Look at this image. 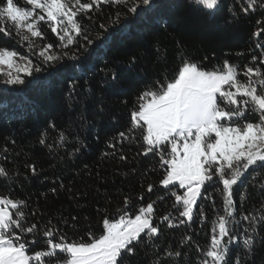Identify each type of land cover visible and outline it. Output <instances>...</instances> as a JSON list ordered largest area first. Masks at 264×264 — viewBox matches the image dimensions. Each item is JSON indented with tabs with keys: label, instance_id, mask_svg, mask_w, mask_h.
Wrapping results in <instances>:
<instances>
[{
	"label": "trees",
	"instance_id": "16d2710c",
	"mask_svg": "<svg viewBox=\"0 0 264 264\" xmlns=\"http://www.w3.org/2000/svg\"><path fill=\"white\" fill-rule=\"evenodd\" d=\"M16 2L25 6L24 0ZM157 2L160 6L155 10L141 9L137 15L127 13L123 4H102L87 15H80L85 32L67 48L57 47L58 37L46 22L40 23L42 37L30 39L31 51L29 42L20 38L25 36L23 30L18 36L9 23L10 35L0 32V48L15 50L19 57L31 59L34 67L42 69L33 71L31 76L22 75L24 85H5L0 74V166L8 171L7 178L0 177V195L26 201L27 223L42 227L51 221L69 240L87 239L89 232L101 233L105 216L116 217L125 196L132 197L137 208L140 203L156 201L157 223L169 212L177 215L172 208L174 197L159 184L163 175L159 155L140 154L143 145L139 132L129 133L135 138L123 141L116 149L108 145L119 132H128L136 95L154 81L173 75L181 46L184 55L203 61L208 70L224 60L241 67L259 66L264 47L256 45H264V33L260 37L253 34L264 27V9L258 7L245 14L236 0H221L214 12L194 6L190 0ZM132 3L128 0L129 6ZM117 12L121 19L113 24ZM101 24L108 30L101 29ZM85 36L93 43L87 44ZM48 43L54 46L53 54H66L55 68L43 64L35 54ZM82 45L90 49L91 55L85 53ZM73 53L80 59H69ZM254 55L256 61L252 59ZM132 57L135 63L129 64ZM109 69L119 72L118 82H111V77L105 75ZM125 100L127 104L122 103ZM248 119L256 122L254 114ZM51 124L56 125L55 129ZM59 131L69 138L62 147L56 145ZM44 133L46 143L42 145L39 141ZM48 145H53V150ZM114 151L116 155H112ZM120 155L126 159L121 160ZM30 164L36 166V175L28 167ZM243 179L238 194L234 186L233 198L241 210L236 216L237 231L243 239L250 221L242 217L251 211L257 217V231L252 234L258 243L251 258L245 259L248 264H264V242H259L264 237V226L259 221L264 214L259 211L264 199V173L259 168L250 169ZM149 183L154 185L151 193L147 192ZM221 188L215 179L202 188L197 205L204 216L194 215L193 221L174 228L161 223L163 231L156 242L157 250L175 247L183 236H191V241L182 244L181 250L187 253L182 261L199 264L197 245L203 248L210 241L213 221L222 210ZM141 194L143 202L138 200ZM26 238L30 240L32 235ZM37 240L29 246L30 252L46 248L45 238ZM233 253L243 255L240 247L234 248ZM153 259L151 248L147 252L141 250L134 264H149ZM125 264H129L128 260Z\"/></svg>",
	"mask_w": 264,
	"mask_h": 264
},
{
	"label": "snow or ice",
	"instance_id": "6c2138e0",
	"mask_svg": "<svg viewBox=\"0 0 264 264\" xmlns=\"http://www.w3.org/2000/svg\"><path fill=\"white\" fill-rule=\"evenodd\" d=\"M190 2L205 11L214 12L221 0ZM24 3L25 6H20L16 0H0V32L10 35L7 27L10 23L18 36L26 30L31 37H42L40 23L46 22L58 37L60 43L57 47L63 48L75 44V37L85 32L78 17L87 15L102 4H123L127 13L133 15L139 14L141 9L152 11L160 6L157 0H133L130 6L128 0H24ZM236 3L245 14L255 12L258 7L264 9V0H236ZM120 19L117 12L112 23L118 24ZM100 28L108 30L104 24ZM262 33L264 27L253 35L260 37ZM20 38L29 42L31 51L30 37ZM84 39L87 44L93 43L87 36ZM81 47L91 55L86 45ZM256 47L264 45L257 44ZM53 48V44L48 43L35 53L42 58L43 64L51 68H55L66 55L53 54ZM18 55L15 50L0 48V66L6 65L8 69L5 71L0 67L6 85H24L21 72L31 76L33 71H42L39 66L34 67L27 57H19L26 61L21 66L16 59ZM68 58L79 60L80 56L73 53ZM252 59L256 61L257 57L254 55ZM133 63L135 57L129 61V64ZM105 75L111 77V82L119 80L117 70L109 69ZM122 103L127 104V101ZM251 114H254L256 122L248 119ZM129 123L128 132H119L108 146L116 149L123 141L135 138L129 133L138 131L143 145L140 154L159 155V166L163 169L159 184L174 197L172 208L177 213L175 216L171 212L161 216L160 222L174 228L193 221L194 215L204 216L197 201L203 195L202 188L215 179L222 185V210L213 221L210 241L203 248L197 245L199 264H248L245 257L251 258L258 243L252 234L257 231V217L251 211L243 215V220L250 221V224L244 229L241 239L236 219L241 210L233 197L234 186L238 194L250 169L255 171L259 168L264 173V58L259 60V66L246 64L241 67L224 60L208 70L203 61L184 55L181 46L179 64L173 75L154 81L136 95ZM50 127L55 129L56 125L51 124ZM46 136L47 133L42 135L40 144L46 143ZM68 142V134L59 131L57 147ZM48 147L53 150V145ZM119 158L126 159L124 155ZM28 167L33 175L37 174L34 164ZM7 176V169L0 166V177ZM153 188L154 185L149 183L147 192L151 193ZM261 188L264 191V184ZM138 200L143 202L144 195H139ZM155 204L156 201L140 203L137 208L132 197L125 196L123 207L116 210V217L103 218L99 235L89 232L87 239L69 240L61 234V229L52 226L51 221L42 227L37 223H27L26 201L0 195V264H125V260L134 264L139 252H147L149 248L154 257L149 264H183L182 257L187 253L181 250L182 244L191 241L192 237L183 236L181 244L157 250L156 242L163 229L161 223L156 222ZM259 211L264 213V199L260 201ZM259 221L264 226V214L260 215ZM29 234L32 235L30 240L26 238ZM41 236L45 238L46 248L30 252L29 246L38 243L37 237ZM259 242H264V237ZM236 247L241 248L243 255L233 253Z\"/></svg>",
	"mask_w": 264,
	"mask_h": 264
},
{
	"label": "rangeland",
	"instance_id": "374dc122",
	"mask_svg": "<svg viewBox=\"0 0 264 264\" xmlns=\"http://www.w3.org/2000/svg\"><path fill=\"white\" fill-rule=\"evenodd\" d=\"M37 11H39V10H37ZM23 31H24V33H25L26 36H29V37H30V39H31V38H34V37H31V36H30V33H28L26 30H23ZM32 45H33V44H32ZM16 59H17V62H18L21 66H23V65L26 63V61H25V60H21V59L19 58V56H18ZM0 67L4 68L5 71H8L6 65L0 66ZM13 71H14V70H13ZM1 75H2L3 78L5 79V76H4L3 74H1ZM20 75L22 76V75H24V73L21 72ZM5 85H6V84H5ZM8 86H11V85H8Z\"/></svg>",
	"mask_w": 264,
	"mask_h": 264
}]
</instances>
